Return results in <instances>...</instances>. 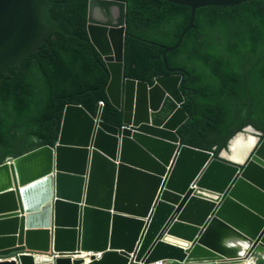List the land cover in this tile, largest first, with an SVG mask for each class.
<instances>
[{"label": "water", "instance_id": "water-1", "mask_svg": "<svg viewBox=\"0 0 264 264\" xmlns=\"http://www.w3.org/2000/svg\"><path fill=\"white\" fill-rule=\"evenodd\" d=\"M74 1L59 2L64 11L55 19L51 0H0V74L13 76L10 67L53 32L80 38L65 18ZM166 1L189 7L190 20L175 45H161L170 73L149 84L126 76L127 3L89 0L88 38L80 39L106 62V92L121 124L104 121L102 107L94 116L83 104H67L53 145L0 163V264L264 260L262 133L244 127L217 158L184 145L177 134L188 118L182 104L195 92L183 95L184 70L166 62L198 9L251 0ZM246 136V155L234 158ZM82 253L101 257L85 262Z\"/></svg>", "mask_w": 264, "mask_h": 264}, {"label": "trees", "instance_id": "trees-1", "mask_svg": "<svg viewBox=\"0 0 264 264\" xmlns=\"http://www.w3.org/2000/svg\"><path fill=\"white\" fill-rule=\"evenodd\" d=\"M51 1L58 19L64 11L59 2L67 0ZM119 1L127 3L126 76L151 84L155 76L170 73L161 45L176 44L191 10L166 0ZM88 5L89 0H75L65 10L74 33L85 40ZM80 38L53 32L36 52L10 67L13 76L0 74V163L53 145L67 104H83L95 116L104 101L103 120L121 124L122 113L106 92V62ZM166 58L169 68L184 70L183 95L195 92L182 104L188 118L177 134L184 145L217 158L248 125L264 138V0L198 9L194 27Z\"/></svg>", "mask_w": 264, "mask_h": 264}, {"label": "bare ground", "instance_id": "bare-ground-1", "mask_svg": "<svg viewBox=\"0 0 264 264\" xmlns=\"http://www.w3.org/2000/svg\"><path fill=\"white\" fill-rule=\"evenodd\" d=\"M249 145H250V137L246 136L245 139L243 141H240L238 143V146L233 150V154L232 156L234 158H241L243 157V155H246L245 153L248 151L249 149ZM91 256V254H86V253H82V256H80L84 261L89 260V257ZM250 260L244 261V262H248Z\"/></svg>", "mask_w": 264, "mask_h": 264}, {"label": "built area", "instance_id": "built-area-1", "mask_svg": "<svg viewBox=\"0 0 264 264\" xmlns=\"http://www.w3.org/2000/svg\"><path fill=\"white\" fill-rule=\"evenodd\" d=\"M104 104H105L104 101H100L99 102V106L102 107V108H103ZM87 254H91V256H88L89 260H87L85 262L90 261L91 258H93L94 260H98L101 257V253H87ZM227 263H233V262H227ZM239 263H241V262H239ZM131 264H135V263L132 262ZM151 264H178V263L170 262V261H166V260H158V261L153 262ZM210 264H225V263L214 262V263H210ZM251 264H255V263L251 261Z\"/></svg>", "mask_w": 264, "mask_h": 264}, {"label": "rangeland", "instance_id": "rangeland-1", "mask_svg": "<svg viewBox=\"0 0 264 264\" xmlns=\"http://www.w3.org/2000/svg\"><path fill=\"white\" fill-rule=\"evenodd\" d=\"M225 264H251V261H248V262L241 261V263L233 262V263H225ZM255 264H264V260L259 258L258 260L255 261Z\"/></svg>", "mask_w": 264, "mask_h": 264}, {"label": "clouds", "instance_id": "clouds-1", "mask_svg": "<svg viewBox=\"0 0 264 264\" xmlns=\"http://www.w3.org/2000/svg\"><path fill=\"white\" fill-rule=\"evenodd\" d=\"M258 259H259V258H258ZM258 259H257V260H258ZM248 260H251L252 262H254V263H255V261H254L253 259H248ZM245 261H247V260H245ZM240 262H241V261H240ZM243 262H244V261H243Z\"/></svg>", "mask_w": 264, "mask_h": 264}]
</instances>
